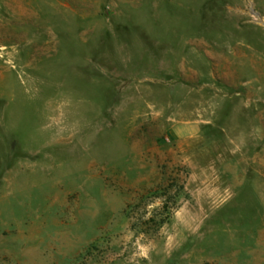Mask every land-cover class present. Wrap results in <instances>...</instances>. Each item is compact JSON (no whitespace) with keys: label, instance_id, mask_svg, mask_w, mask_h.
I'll return each mask as SVG.
<instances>
[{"label":"rangeland","instance_id":"1","mask_svg":"<svg viewBox=\"0 0 264 264\" xmlns=\"http://www.w3.org/2000/svg\"><path fill=\"white\" fill-rule=\"evenodd\" d=\"M0 264H264V0H0Z\"/></svg>","mask_w":264,"mask_h":264}]
</instances>
